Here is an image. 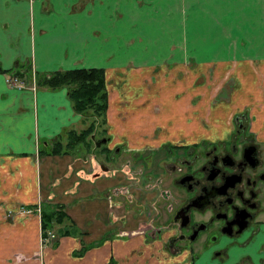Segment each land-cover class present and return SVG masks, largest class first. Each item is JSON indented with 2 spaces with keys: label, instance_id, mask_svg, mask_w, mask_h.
I'll use <instances>...</instances> for the list:
<instances>
[{
  "label": "crops",
  "instance_id": "obj_1",
  "mask_svg": "<svg viewBox=\"0 0 264 264\" xmlns=\"http://www.w3.org/2000/svg\"><path fill=\"white\" fill-rule=\"evenodd\" d=\"M28 66L32 79L102 68L107 149L181 142L188 120L202 127L201 119L243 112L264 131V0H0V264H191L145 238L113 237L73 254L117 226L107 194L114 181L93 156L38 155L89 117L74 112L63 87L6 84L7 71ZM205 78L228 82L227 98L206 111ZM44 202L62 204L81 235L42 244L39 213L20 216L16 206ZM9 208L17 215L6 217Z\"/></svg>",
  "mask_w": 264,
  "mask_h": 264
},
{
  "label": "flooded vegetation",
  "instance_id": "obj_2",
  "mask_svg": "<svg viewBox=\"0 0 264 264\" xmlns=\"http://www.w3.org/2000/svg\"><path fill=\"white\" fill-rule=\"evenodd\" d=\"M232 127L227 136L217 141L166 142L134 149L142 150V156L149 158L159 150L162 156L157 167L161 162L168 167L163 179L168 180L165 191L170 208L166 224L158 233L161 240L155 239L172 257L186 253L190 260L201 255L224 256L236 236L244 233L250 223L258 222L264 207V140L256 139L239 118H234ZM100 136L97 143L91 136L93 147H106L107 135ZM112 149L110 159L102 154L96 157L108 162L122 150L134 152L124 145L107 150ZM193 251L196 255L190 254Z\"/></svg>",
  "mask_w": 264,
  "mask_h": 264
},
{
  "label": "rangeland",
  "instance_id": "obj_3",
  "mask_svg": "<svg viewBox=\"0 0 264 264\" xmlns=\"http://www.w3.org/2000/svg\"><path fill=\"white\" fill-rule=\"evenodd\" d=\"M211 82L212 81L207 78H205L203 82L204 101L202 104L204 111H206V107L210 105V103L218 101L219 98L226 97L225 91L228 89V82H224L225 84H222L220 87L214 85L215 82ZM30 84L29 86L33 87V81L30 82ZM212 89L215 91L219 89V91L213 95L208 92ZM234 118H239L242 125L248 127L256 139L264 140V131H260L258 128L253 129L249 118L244 115L243 112L234 114L231 118L220 116L219 118L210 117L201 119L200 125L202 127L194 128L190 125L191 121L188 120L189 124L187 129L190 137L184 140V142L190 144L192 141H194L192 143H196L201 140H220V138H224L232 131ZM224 124H227L226 128H219L221 131L219 133L216 127ZM201 130L202 135L193 136L196 131L200 132ZM94 138H96L95 143L100 142V139H102L100 135ZM142 152V150H134V152L122 150L120 154H116L114 159L108 162L103 161L101 157H96L97 155H95V160L101 161L99 163L103 165L105 174H107L110 180L114 181L107 194L112 213L111 218L117 220V226L109 230L112 233L106 236V238H99V240L101 239L99 241L100 244L104 239L113 237L124 239L145 238L146 240L155 238L160 239L158 233L163 229H161L162 225L166 224V218L170 208L167 191H165L167 190L166 185L168 180L163 179V176L167 173L168 167L165 166L166 163L163 165L162 162L161 164L159 162L160 167H157V160L162 156L159 154V150L153 152L156 157L152 156L150 158L149 155L142 156ZM80 153L82 156L84 155L83 158L86 155L91 156L89 153L86 154L84 152H76V155ZM82 156L80 157L82 158ZM16 208V210H19L18 213L20 214L22 208L25 207L18 205ZM13 210L15 209L9 208L5 210L6 217H13L16 214ZM261 212L258 222L254 221L250 223L244 233L236 236L235 241L225 249L224 256L211 258L207 255H201L202 257L200 258L193 257L191 264H264V207ZM31 213L32 212L20 214V216L30 215ZM261 225L262 227H260ZM55 240L56 237L51 238L50 242L46 244V247H52V242ZM87 250H89L88 246L85 247L84 251L86 252ZM27 253L29 255L28 257L39 255V253L32 251ZM190 254L196 255L194 251ZM187 257L190 258L189 253H187ZM107 264H113V261L109 260Z\"/></svg>",
  "mask_w": 264,
  "mask_h": 264
},
{
  "label": "trees",
  "instance_id": "obj_4",
  "mask_svg": "<svg viewBox=\"0 0 264 264\" xmlns=\"http://www.w3.org/2000/svg\"><path fill=\"white\" fill-rule=\"evenodd\" d=\"M30 66L25 71L9 70L8 76L16 77L24 83H30L31 79ZM104 71L102 68H72L67 70L55 71L49 74L36 75L34 83L36 87H45L47 89L65 88L67 97L71 103L74 112L80 116L87 115L86 125L82 130L76 131L70 129L66 131L64 141L55 138L51 141L50 147L41 146L38 148V155H59V154H75L79 150L86 154L93 155L102 154L108 160L109 155L114 149L108 151L102 145H91V136H106L105 112L107 106V96L105 88ZM85 120V119H84ZM91 139V140H90ZM39 206L40 217V235L42 244L46 245L50 242V234L55 237L68 235H81L76 226L72 223L69 216L64 211V207L60 203H41L39 205H29L28 208L34 210ZM108 233L101 236L106 238ZM100 239V240H101ZM100 240L94 241L88 245H99ZM105 240V239H104ZM55 242H52V246ZM85 245H81L80 249L74 251L75 256H81L84 252Z\"/></svg>",
  "mask_w": 264,
  "mask_h": 264
},
{
  "label": "built area",
  "instance_id": "obj_5",
  "mask_svg": "<svg viewBox=\"0 0 264 264\" xmlns=\"http://www.w3.org/2000/svg\"><path fill=\"white\" fill-rule=\"evenodd\" d=\"M5 82H6V84L8 86L14 87L16 89H25L26 88V84L22 80H19L16 77H9V76H7L5 78ZM29 212H30V210L22 209L20 211V214H27ZM53 237H54L53 234H50V238H53Z\"/></svg>",
  "mask_w": 264,
  "mask_h": 264
}]
</instances>
